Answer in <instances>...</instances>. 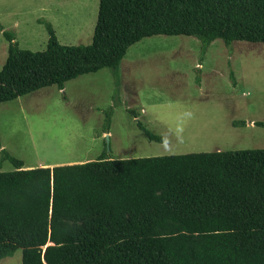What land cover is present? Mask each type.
Instances as JSON below:
<instances>
[{
	"label": "trees",
	"instance_id": "16d2710c",
	"mask_svg": "<svg viewBox=\"0 0 264 264\" xmlns=\"http://www.w3.org/2000/svg\"><path fill=\"white\" fill-rule=\"evenodd\" d=\"M44 26L42 51L2 31L0 103L101 68L117 82L145 37H195L202 53L215 40L264 44V0H99L88 45L60 44ZM0 153L14 167L0 171V260L20 249L21 264H264V148L119 159L104 148L94 160L30 168Z\"/></svg>",
	"mask_w": 264,
	"mask_h": 264
},
{
	"label": "rangeland",
	"instance_id": "374dc122",
	"mask_svg": "<svg viewBox=\"0 0 264 264\" xmlns=\"http://www.w3.org/2000/svg\"><path fill=\"white\" fill-rule=\"evenodd\" d=\"M98 2L0 0V69L3 30L30 51L46 48V22L60 44L88 45ZM136 120L163 141L148 140ZM0 145L25 168L94 160L104 148L113 159L263 149L264 44L215 40L202 53L195 37H145L128 48L117 82L101 68L0 103ZM13 169L0 153V171ZM0 264H21V250Z\"/></svg>",
	"mask_w": 264,
	"mask_h": 264
},
{
	"label": "crops",
	"instance_id": "0c3cea01",
	"mask_svg": "<svg viewBox=\"0 0 264 264\" xmlns=\"http://www.w3.org/2000/svg\"><path fill=\"white\" fill-rule=\"evenodd\" d=\"M202 66L203 64H201L200 68L202 69ZM88 160H92L90 158H87L85 159L84 161H81V162H85V161H88ZM77 161H69V162H60V163H43L41 164L40 166H48V167H53L55 165H63V164H73V163H76Z\"/></svg>",
	"mask_w": 264,
	"mask_h": 264
},
{
	"label": "water",
	"instance_id": "95a60500",
	"mask_svg": "<svg viewBox=\"0 0 264 264\" xmlns=\"http://www.w3.org/2000/svg\"><path fill=\"white\" fill-rule=\"evenodd\" d=\"M106 138H108V135H106Z\"/></svg>",
	"mask_w": 264,
	"mask_h": 264
}]
</instances>
